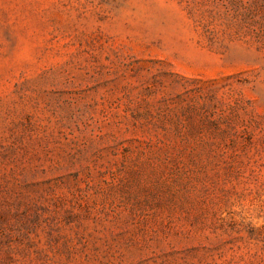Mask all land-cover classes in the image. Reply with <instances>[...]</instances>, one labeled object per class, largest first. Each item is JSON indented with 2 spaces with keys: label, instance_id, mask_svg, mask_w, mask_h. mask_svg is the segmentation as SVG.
Masks as SVG:
<instances>
[{
  "label": "rangeland",
  "instance_id": "rangeland-1",
  "mask_svg": "<svg viewBox=\"0 0 264 264\" xmlns=\"http://www.w3.org/2000/svg\"><path fill=\"white\" fill-rule=\"evenodd\" d=\"M0 264H264V0H0Z\"/></svg>",
  "mask_w": 264,
  "mask_h": 264
}]
</instances>
